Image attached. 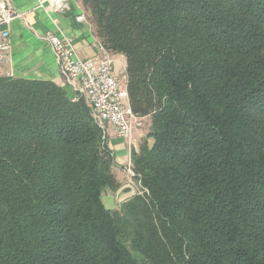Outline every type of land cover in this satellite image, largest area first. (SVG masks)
Returning a JSON list of instances; mask_svg holds the SVG:
<instances>
[{"label":"trees","instance_id":"obj_1","mask_svg":"<svg viewBox=\"0 0 264 264\" xmlns=\"http://www.w3.org/2000/svg\"><path fill=\"white\" fill-rule=\"evenodd\" d=\"M148 134L135 194L83 99L0 77V264H264V0H78Z\"/></svg>","mask_w":264,"mask_h":264},{"label":"built area","instance_id":"obj_2","mask_svg":"<svg viewBox=\"0 0 264 264\" xmlns=\"http://www.w3.org/2000/svg\"><path fill=\"white\" fill-rule=\"evenodd\" d=\"M8 4V0L0 1V77L5 78L11 77L9 72L5 71V68L10 66L11 58L8 28L14 19L20 17ZM38 8L64 14L68 4L67 0H40ZM76 20L81 23L87 22L83 13L77 16ZM44 40L55 58L63 84L73 93L72 101L84 100L93 121L102 130L103 138H107L108 130H111L129 147L126 170L132 182L134 176L130 164L132 140L143 129L146 119L131 109L125 77L115 73L112 55L97 39L94 42L93 57L86 60L76 57L73 40L69 37L47 34ZM133 149H136L135 144Z\"/></svg>","mask_w":264,"mask_h":264},{"label":"crops","instance_id":"obj_3","mask_svg":"<svg viewBox=\"0 0 264 264\" xmlns=\"http://www.w3.org/2000/svg\"><path fill=\"white\" fill-rule=\"evenodd\" d=\"M39 1L8 0L10 9L20 17L14 19L8 28L11 58L10 66L5 68V71H8L14 79L54 83L64 89L69 96L67 92L69 88L63 84L58 65L44 37L47 34H53L71 38L77 52L76 57L81 60L93 57L96 37L88 21L81 23L76 20L77 16L84 14L78 0H67L68 9L64 14L39 9ZM114 58L115 73L121 77L124 75L125 60L122 56ZM106 146L114 157L113 174L115 180L121 185L120 189L129 186L121 171L124 167L122 164L127 162L125 142L109 130ZM117 192L107 191L103 194V204L107 209H115L120 204L116 200Z\"/></svg>","mask_w":264,"mask_h":264},{"label":"rangeland","instance_id":"obj_4","mask_svg":"<svg viewBox=\"0 0 264 264\" xmlns=\"http://www.w3.org/2000/svg\"><path fill=\"white\" fill-rule=\"evenodd\" d=\"M114 57H112V61H113V66H114ZM70 91V92H69ZM69 91H67L68 92V94H69V96L71 97V96H73V93H72V91H71V89L69 88ZM148 127H147V124H146V120L144 121V125H143V129L142 130H140L139 132H138V134L136 135V137H134L133 138V140H132V145H131V147H132V150H134L133 148H134V144H135V147L137 148L138 147V144H140L141 143V141H142V139L148 134ZM108 132H109V130H108ZM125 149H126V153L128 154V152L130 151V149H129V147L127 146V144L125 143ZM122 166H124L123 168H121V171H122V173H123V176H125V180L127 181V185H129L130 187H132L133 189H134V192L136 191L135 190V186H134V184H133V182H131L130 181V176L128 175V173H127V170H126V168H127V162L126 163H123L122 164ZM130 181V182H129ZM114 195V194H113Z\"/></svg>","mask_w":264,"mask_h":264},{"label":"water","instance_id":"obj_5","mask_svg":"<svg viewBox=\"0 0 264 264\" xmlns=\"http://www.w3.org/2000/svg\"><path fill=\"white\" fill-rule=\"evenodd\" d=\"M134 194L135 192L133 191V188L130 186H126L117 192L116 200L118 203H121L131 198Z\"/></svg>","mask_w":264,"mask_h":264}]
</instances>
